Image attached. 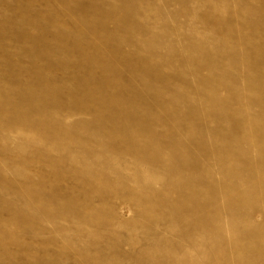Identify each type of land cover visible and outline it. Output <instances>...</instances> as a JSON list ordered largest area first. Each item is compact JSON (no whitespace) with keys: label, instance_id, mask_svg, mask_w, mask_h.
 I'll return each mask as SVG.
<instances>
[{"label":"rangeland","instance_id":"374dc122","mask_svg":"<svg viewBox=\"0 0 264 264\" xmlns=\"http://www.w3.org/2000/svg\"><path fill=\"white\" fill-rule=\"evenodd\" d=\"M0 264H264V0H0Z\"/></svg>","mask_w":264,"mask_h":264},{"label":"bare ground","instance_id":"6f19581e","mask_svg":"<svg viewBox=\"0 0 264 264\" xmlns=\"http://www.w3.org/2000/svg\"><path fill=\"white\" fill-rule=\"evenodd\" d=\"M149 178V177H148Z\"/></svg>","mask_w":264,"mask_h":264}]
</instances>
